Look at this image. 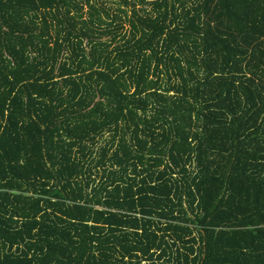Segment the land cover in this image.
I'll return each mask as SVG.
<instances>
[{
  "label": "trees",
  "instance_id": "1",
  "mask_svg": "<svg viewBox=\"0 0 264 264\" xmlns=\"http://www.w3.org/2000/svg\"><path fill=\"white\" fill-rule=\"evenodd\" d=\"M0 264H264V0H0Z\"/></svg>",
  "mask_w": 264,
  "mask_h": 264
},
{
  "label": "rangeland",
  "instance_id": "2",
  "mask_svg": "<svg viewBox=\"0 0 264 264\" xmlns=\"http://www.w3.org/2000/svg\"><path fill=\"white\" fill-rule=\"evenodd\" d=\"M95 177H96V180H95L96 183H98V182L101 181V179H102V178H101V175H99V176H96V175H95Z\"/></svg>",
  "mask_w": 264,
  "mask_h": 264
}]
</instances>
